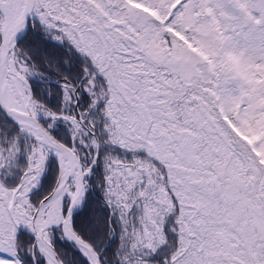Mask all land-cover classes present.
<instances>
[{
  "label": "snow or ice",
  "instance_id": "obj_1",
  "mask_svg": "<svg viewBox=\"0 0 264 264\" xmlns=\"http://www.w3.org/2000/svg\"><path fill=\"white\" fill-rule=\"evenodd\" d=\"M0 264H264V0H0Z\"/></svg>",
  "mask_w": 264,
  "mask_h": 264
}]
</instances>
